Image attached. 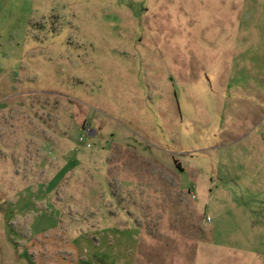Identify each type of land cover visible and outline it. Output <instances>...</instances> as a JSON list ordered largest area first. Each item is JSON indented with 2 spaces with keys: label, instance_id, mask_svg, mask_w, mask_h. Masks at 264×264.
Listing matches in <instances>:
<instances>
[{
  "label": "rangeland",
  "instance_id": "374dc122",
  "mask_svg": "<svg viewBox=\"0 0 264 264\" xmlns=\"http://www.w3.org/2000/svg\"><path fill=\"white\" fill-rule=\"evenodd\" d=\"M0 264H264V0H0Z\"/></svg>",
  "mask_w": 264,
  "mask_h": 264
},
{
  "label": "built area",
  "instance_id": "2783aa9c",
  "mask_svg": "<svg viewBox=\"0 0 264 264\" xmlns=\"http://www.w3.org/2000/svg\"><path fill=\"white\" fill-rule=\"evenodd\" d=\"M91 133V130H90V128H89V125H86L85 126V128H84V134H83V136L82 137H80V141L82 142V143H84L85 142V140H86V136H88V134H90ZM90 146V145H89Z\"/></svg>",
  "mask_w": 264,
  "mask_h": 264
},
{
  "label": "crops",
  "instance_id": "0c3cea01",
  "mask_svg": "<svg viewBox=\"0 0 264 264\" xmlns=\"http://www.w3.org/2000/svg\"><path fill=\"white\" fill-rule=\"evenodd\" d=\"M178 165H179L180 169H181L182 171H184V168H183L182 163H181V164H178V162H177V166H178Z\"/></svg>",
  "mask_w": 264,
  "mask_h": 264
}]
</instances>
